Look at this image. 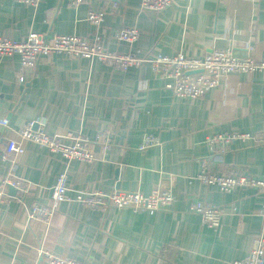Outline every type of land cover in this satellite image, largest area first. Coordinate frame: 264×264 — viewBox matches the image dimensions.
<instances>
[{"label":"crops","instance_id":"obj_1","mask_svg":"<svg viewBox=\"0 0 264 264\" xmlns=\"http://www.w3.org/2000/svg\"><path fill=\"white\" fill-rule=\"evenodd\" d=\"M101 14L99 25L87 21ZM122 28H135L132 44L119 42ZM30 33L91 40L104 50L138 57L182 53L200 59L211 49L231 47L238 57L264 60V0H173L161 12H142L139 0H41L35 8L0 0V34L22 40ZM248 46L253 47L249 52ZM17 55L0 56V180L15 176L31 185L22 202L0 204V264H38V251L83 264H232L264 237V192L236 188L221 193L196 177L210 158L208 137L217 133L264 135V73L229 74L199 99H179L149 64L126 71L97 60L51 54L17 81ZM45 134L79 133L89 141L91 162H66L59 154L25 142L20 156H6V142L28 122ZM110 134L103 150L97 136ZM145 135L159 145L138 150ZM216 158L221 173L264 180V144L235 141ZM67 173L68 192L136 191L144 195L163 179L172 181L174 201L155 213L129 209L92 210L61 202L49 227L27 222L26 209L48 204L56 177ZM216 206L213 231L190 210L193 202Z\"/></svg>","mask_w":264,"mask_h":264},{"label":"built area","instance_id":"obj_2","mask_svg":"<svg viewBox=\"0 0 264 264\" xmlns=\"http://www.w3.org/2000/svg\"><path fill=\"white\" fill-rule=\"evenodd\" d=\"M25 6L37 7L41 0H14ZM85 0H68L72 8L82 4ZM173 0H139V10L142 12H161L170 7ZM87 21L94 25L101 22V14L89 12ZM119 42L134 44L138 37L135 28H122L116 34ZM249 52L253 47L248 46ZM51 54H66L71 57H80L87 60H97L101 64L114 70L126 71L129 68H139L149 64L154 76L164 81V88L179 99H199L209 90L220 85L229 74L264 73V60L256 59L251 53L246 57L235 55L233 48L211 49L200 59L189 58L178 52L173 55L158 54L154 57H138L134 53H115L104 50L98 37L91 40L76 36L54 35L46 38L42 34L30 33L22 40H14L0 34V56L17 55L19 58L17 81L24 82L23 72H34L38 60L42 56ZM0 125L7 127V120H1ZM35 125L39 120L28 122L23 128L15 132V139L6 142L4 153L6 156H20L24 152L23 144L31 142L43 146L54 154H59L67 163L72 160L91 162L94 155L89 149L86 137L74 132L57 131L51 135ZM103 150L110 147V134L103 133L97 136ZM235 141H253L264 144L263 134L250 133H217L207 138L206 145L210 158L201 161L196 179L205 185L217 187L221 193H230L236 188H254L264 192V180L240 175L239 172L229 171L221 173L214 168L216 158L226 152L228 146ZM159 140L152 135H145L138 146V150L158 146ZM30 183L15 176H6L0 180V204H7L16 200L22 202L29 192ZM15 190V195L8 193V188ZM67 173L62 172L57 177L50 191L48 204H32L26 209L27 222L41 223L49 227L57 206L61 202H76L92 210L105 211L107 208L129 209L133 212L155 213L167 209L174 201L172 181L170 178L158 182L151 192L144 195L136 191H76L69 195ZM190 210L202 219V223L209 229L216 231L220 227L222 212L213 205L196 201L191 204ZM261 218L264 221V201L261 206ZM38 264H83L80 261L62 258L53 255L48 250L38 251ZM232 264H264V237L260 234L252 242V247L243 259Z\"/></svg>","mask_w":264,"mask_h":264},{"label":"water","instance_id":"obj_3","mask_svg":"<svg viewBox=\"0 0 264 264\" xmlns=\"http://www.w3.org/2000/svg\"><path fill=\"white\" fill-rule=\"evenodd\" d=\"M36 127H37V125L34 126V128H36ZM8 193H9L10 195H15V190H14L13 188L9 187V188H8Z\"/></svg>","mask_w":264,"mask_h":264}]
</instances>
